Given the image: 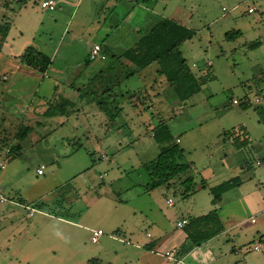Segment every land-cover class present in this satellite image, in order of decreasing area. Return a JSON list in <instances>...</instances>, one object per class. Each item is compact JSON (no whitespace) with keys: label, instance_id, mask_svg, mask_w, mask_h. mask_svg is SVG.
<instances>
[{"label":"rangeland","instance_id":"374dc122","mask_svg":"<svg viewBox=\"0 0 264 264\" xmlns=\"http://www.w3.org/2000/svg\"><path fill=\"white\" fill-rule=\"evenodd\" d=\"M26 1L0 0V25L11 24L0 41V264H170L150 250L159 238L183 250L181 264H264V249L253 251L264 239V0H54L53 12L41 8L45 0ZM162 18L195 31L182 56L214 77L185 102L157 64L130 76L116 59ZM230 32L240 34L226 40ZM27 47L52 60L47 74L20 64ZM140 91L132 107L128 97ZM64 98L73 106L40 115ZM115 107L122 111L111 121ZM160 122L192 165L187 197L184 176L149 186L144 165L159 153ZM20 126L31 128L22 142ZM242 133L248 145L237 149L232 138ZM234 177L240 187L213 205L209 188ZM212 210L229 243L218 236L188 252L176 222Z\"/></svg>","mask_w":264,"mask_h":264},{"label":"trees","instance_id":"16d2710c","mask_svg":"<svg viewBox=\"0 0 264 264\" xmlns=\"http://www.w3.org/2000/svg\"><path fill=\"white\" fill-rule=\"evenodd\" d=\"M25 4L26 0H21ZM148 1V0H146ZM136 4H140L141 0H134ZM11 28L9 21L0 25V41H4ZM239 32H230L225 34L226 40H233L239 36ZM195 35V31L191 30L178 22L171 19H160L150 30L140 35L135 44L126 49L122 54L116 56V59L123 64L130 67L128 74L135 75L155 63L158 66L157 75L163 76L166 79L167 85L172 89L176 100L185 102L201 92L202 88L213 80L214 77L208 71L201 73H194L188 66L187 61L183 58L180 47L186 41H190ZM260 42H253L250 47L256 48ZM90 59V58H89ZM88 59L89 62L90 60ZM20 64L23 66L36 70L38 73L44 75L47 73L52 65V60L45 54L37 51L33 47H27L18 57ZM103 92L102 94H104ZM139 94L132 93L129 98V103L132 107H138L137 102L140 101L141 96L145 97L146 92L140 91ZM145 94V96H143ZM134 99L137 102H134ZM132 100V101H131ZM142 104V103H141ZM145 105V104H144ZM141 105V106H144ZM73 106V102L69 99L64 100L57 106L49 105L43 113L44 117H50L55 113H63L67 107ZM243 109L249 107V102L246 101L240 104ZM115 112L109 113L111 121L115 120L117 115H120L122 108H114ZM106 112V109L104 110ZM108 112V110H107ZM31 132V128L27 126H20L15 137L19 142L26 139ZM231 138L232 134H228ZM243 140L238 136L232 138V143L237 149L244 148L248 145V140L245 137ZM152 138L159 146V153L157 157L146 163L144 169L150 179V188L155 189L162 186H170L174 179L185 176L181 185L184 188L183 195L185 197L194 193V179L189 175L191 173L192 165L185 161L184 151L178 144L172 142V134L169 127L164 122H160L152 132ZM17 145L15 149H19ZM241 179L239 177L231 178L216 186L209 188V193L212 197V204L218 205L222 196L239 187ZM186 234V240L191 245L199 246L223 232V224L220 220L217 210H212L205 215L199 217H188V224L182 228ZM91 260L87 264H93Z\"/></svg>","mask_w":264,"mask_h":264},{"label":"built area","instance_id":"2783aa9c","mask_svg":"<svg viewBox=\"0 0 264 264\" xmlns=\"http://www.w3.org/2000/svg\"><path fill=\"white\" fill-rule=\"evenodd\" d=\"M41 8L48 10V11H55L57 9V2L54 0H45L43 2H41ZM224 10V9H223ZM255 9L254 8H249L248 9V13H254ZM101 49L98 45L94 46L92 48V50L90 51L89 54V58L90 60H94L98 57L99 53H100ZM102 59H104V56L101 57ZM233 104H238V102L236 100L232 101ZM259 165V163H258ZM42 167L40 169L37 170V175H41L42 174ZM167 203L169 205L172 204L171 200H168ZM34 211L31 210L29 215H32ZM252 222H254V220L252 219ZM188 224V220L183 219L180 220L176 223V227L179 229H182L183 227H185ZM103 236V232L101 230H92L91 231V242L92 243H98L100 237ZM264 246V239H260L257 243H255L253 245V251L258 252L261 248H263ZM178 250L177 249H171L167 252H165L164 254H162V258L166 259L167 262H169L170 264H181L182 263V259L178 257Z\"/></svg>","mask_w":264,"mask_h":264},{"label":"crops","instance_id":"0c3cea01","mask_svg":"<svg viewBox=\"0 0 264 264\" xmlns=\"http://www.w3.org/2000/svg\"><path fill=\"white\" fill-rule=\"evenodd\" d=\"M130 1H133V0H130ZM57 7H58V5H57ZM53 12V11H52ZM159 21V20H158ZM158 21H156V23L158 22ZM155 23V24H156ZM154 24V25H155ZM153 25V26H154ZM152 28V27H151ZM150 28V29H151ZM149 29V30H150ZM138 37H139V35H138ZM138 37L135 39V41H133L134 43L138 40ZM96 46V45H95ZM24 51V50H23ZM22 51V52H23ZM21 55V54H20ZM19 55V56H20ZM18 56V57H19ZM52 64H53V62H52ZM52 66V65H51ZM194 66H196V65H193V67ZM49 72V71H48ZM45 74H47V73H45ZM56 88V87H55ZM46 103L44 102H38L37 103V106H43V105H45ZM97 104H99V103H97ZM233 104V103H232ZM234 105H238V104H234ZM45 111V109H42L41 110V114L40 115H42L43 116V112ZM177 142H178V139H177ZM103 157V156H102ZM256 165H258V163H256ZM259 165L261 166V164L259 163ZM185 177V176H184ZM202 185H203V187L202 188H204V184H205V182L204 181H202V183H201ZM213 187V186H212ZM240 187V186H239ZM239 187H237V188H239ZM236 189V188H235ZM234 190V189H233ZM232 191V190H231ZM230 192V191H229ZM228 193V192H227ZM227 193H225V194H227ZM224 194V195H225ZM223 195V196H224ZM223 196H222V198H223ZM168 201V200H167ZM222 201V200H221ZM172 202V201H171ZM167 203V202H166ZM221 203V202H220ZM219 203V204H220ZM167 205H169L168 203H167ZM174 204H173V202H172V204L171 205H169V206H173ZM31 212V211H30ZM220 217V216H219ZM183 219H186V220H188V217L186 218V217H184V218H182L181 220H183ZM220 220H221V218H220ZM254 220V219H253ZM222 221V220H221ZM228 221V220H227ZM178 222V221H177ZM176 222V223H177ZM250 222L251 223H255V221L254 222H252V219L250 220ZM222 224H223V228H224V230H223V232H221L219 235H217L216 237H214V238H217L218 236H221V237H223V239L224 240H228L227 239V237H228V233H227V228H226V224H225V222L224 221H222ZM175 229H179V228H177L176 227V224H175ZM181 230H183V229H181ZM91 232V231H90ZM104 235V234H103ZM182 235H183V237L186 239V234L184 233V231L182 232ZM102 237V236H101ZM100 237V238H101ZM147 237L148 238H150L151 236H149V235H147ZM214 238H212L211 240H213ZM211 240H209V241H207V242H210ZM230 240V239H229ZM229 240H228V242L227 243H229ZM187 241V240H186ZM188 243V247H187V249L189 250L188 252H190L191 253V251H192V253H194L195 252V254L197 253V250H195V249H193L194 248V246L193 245H191V243L189 242V241H187L186 242V244ZM190 243V244H189ZM164 244H165V240H163L162 238L160 239H158V240H156V241H151L150 243H149V246H150V250L151 251H153V252H156V251H161V256H162V252H167V251H169V250H171V249H177L178 250V252H179V258H181L182 260L184 259L183 257L185 256V254L183 253V250L182 249H178L177 247H174L175 245H171L170 247H164ZM185 244V245H186ZM264 249V246H263V248H261L258 252H260V251H262ZM232 251H236V250H234V249H231ZM255 252V251H254ZM208 255H211V253H209L208 252ZM205 257V256H204ZM203 257V258H204ZM206 259H207V256L205 257ZM211 259H212V257H211Z\"/></svg>","mask_w":264,"mask_h":264}]
</instances>
